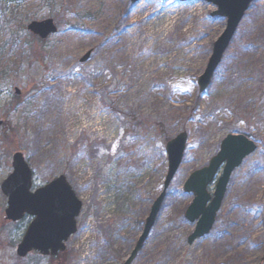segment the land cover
Instances as JSON below:
<instances>
[{"label":"rangeland","instance_id":"rangeland-1","mask_svg":"<svg viewBox=\"0 0 264 264\" xmlns=\"http://www.w3.org/2000/svg\"><path fill=\"white\" fill-rule=\"evenodd\" d=\"M216 10L203 0H0V264H56L16 254L33 218L5 219L15 153L33 190L64 176L83 204L70 264H124L163 192L167 143L183 132L182 165L133 264H264V0L200 93L227 24ZM48 19L58 33L40 44L27 26ZM231 134L257 150L233 172L211 232L189 245L184 184Z\"/></svg>","mask_w":264,"mask_h":264},{"label":"water","instance_id":"water-1","mask_svg":"<svg viewBox=\"0 0 264 264\" xmlns=\"http://www.w3.org/2000/svg\"><path fill=\"white\" fill-rule=\"evenodd\" d=\"M130 1L135 4L141 0ZM177 1L185 4L195 0ZM203 1L215 6L217 10L212 16L226 19L227 24L224 33L213 46L212 56L204 74L198 80L200 93H204L210 87L213 76L245 14L251 5L259 0ZM27 30L42 42L58 33V28L52 19L32 22L28 25ZM90 57L91 53H88L82 58L81 63L87 62ZM17 94H20L19 90H17ZM2 125L3 122L0 121V127ZM187 142L188 135L183 132L167 143L168 173L163 192L155 200L145 221L142 235L125 264H132L135 261L154 228L167 191L182 165ZM256 150L257 145L246 136L228 135L221 142L219 153L211 159L209 165L190 175L183 188L186 194L194 196L185 213L186 220L191 224H196L194 232L188 238L189 245L211 232L225 199L233 172ZM12 169V173L1 185V191L7 198L5 219L8 222L18 223L27 216L33 218L21 243L17 246V256L24 259L32 252H38L43 256H57L59 253L65 252V243L77 232V218L83 207L68 180L66 177L60 176L47 185L33 190L34 173L25 155L21 152L13 155ZM218 174L215 191L211 194L209 187Z\"/></svg>","mask_w":264,"mask_h":264},{"label":"flooded vegetation","instance_id":"flooded-vegetation-1","mask_svg":"<svg viewBox=\"0 0 264 264\" xmlns=\"http://www.w3.org/2000/svg\"><path fill=\"white\" fill-rule=\"evenodd\" d=\"M145 225V223H143V222H141V226H140V228L138 227L137 229L138 230H141L142 229V227ZM137 230V231H138ZM143 230H144V228H143ZM143 230H142V232H143ZM78 232H79V229H78V222H77V232L73 235V236H71L69 239H68V241L65 243V245H66V250H65V252H61V253H59L57 256H43V255H41L40 253H38V252H32V253H30L26 258H32V257H36V256H38V258H42V259H47L48 261H50V262H55L56 264H70V258H71V254H70V251H69V249H68V247H69V243H70V241L74 238V237H76L77 236V234H78ZM141 235H142V233H141ZM141 237V236H140ZM139 240V239H138ZM138 242V241H137ZM137 242H136V244H137ZM134 251V250H133ZM132 251V252H133ZM132 252L130 253V256H131V254H132ZM36 255V256H35ZM129 256V257H130ZM128 257V258H129ZM138 257V256H137ZM137 259V258H136ZM135 259V260H136ZM128 260V259H127ZM127 260H126V262H127ZM125 262V263H126ZM124 263V264H125ZM134 263V262H133ZM132 263V264H133Z\"/></svg>","mask_w":264,"mask_h":264},{"label":"trees","instance_id":"trees-1","mask_svg":"<svg viewBox=\"0 0 264 264\" xmlns=\"http://www.w3.org/2000/svg\"><path fill=\"white\" fill-rule=\"evenodd\" d=\"M6 4H8V3L5 2L4 6L2 7V8H3V15H2V16H3V18H5L4 23H6V25H9V23L12 22V20H13L15 14L12 12L11 15H10V17H8V18L5 17V15H6L5 12L7 11V5H6ZM32 38L35 39L33 36H32ZM36 40L38 41V43L41 44V42H40L37 38H36ZM2 51H3V48L0 49V53H1ZM38 54H39V53H37V54H35V55H38ZM20 101H21V100H20L19 98H17V102H16V105H17V106L22 105V102H20ZM23 104H24V103H23Z\"/></svg>","mask_w":264,"mask_h":264}]
</instances>
